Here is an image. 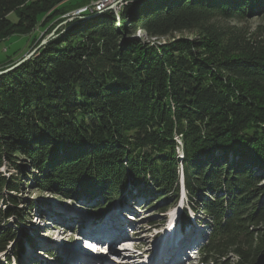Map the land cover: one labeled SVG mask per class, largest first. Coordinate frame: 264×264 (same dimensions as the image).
<instances>
[{
    "label": "trees",
    "instance_id": "obj_1",
    "mask_svg": "<svg viewBox=\"0 0 264 264\" xmlns=\"http://www.w3.org/2000/svg\"><path fill=\"white\" fill-rule=\"evenodd\" d=\"M68 1L0 0V41L49 32ZM131 1L119 16L67 23L0 75V169L24 159L37 173L28 188L84 197L96 219L133 195L164 201L163 214L182 177L187 206L210 228L200 264H264V35L227 24L263 16L264 0ZM138 28L196 38L151 46L131 37ZM17 62L7 57L0 71ZM18 189L0 173V264L24 253L7 224H29L30 212L1 195Z\"/></svg>",
    "mask_w": 264,
    "mask_h": 264
},
{
    "label": "rangeland",
    "instance_id": "obj_2",
    "mask_svg": "<svg viewBox=\"0 0 264 264\" xmlns=\"http://www.w3.org/2000/svg\"><path fill=\"white\" fill-rule=\"evenodd\" d=\"M91 1L92 0H69L68 2L64 3V5H71L72 7H70L69 11L61 17L62 21L56 23L52 30L47 33H45L47 28L42 30H40L39 28H35L31 35L11 36L6 40L0 41V63L3 62L7 57H12L15 61H19L33 50L35 52L29 58L34 56L39 48H41L50 39L57 37L66 29H68L67 23L72 22L70 20L72 14L83 13L82 10L84 9V7L77 9L78 6L91 4ZM8 19L15 22V14H9ZM56 20L57 19L53 20L49 24V26L54 24ZM227 24L235 27H245L250 31H254L256 28H258L259 32L262 31L264 35V15L249 16L246 19L228 20ZM114 25L115 28L119 29L120 19H115ZM174 36L175 39L161 38L155 40L149 38L141 28H138L135 31L134 35H132L131 37L140 39L144 44H149L151 46L165 45L179 38H187L191 40L196 38L195 34H192L188 31L176 33ZM42 41H45V43L40 46V43H42ZM16 164L19 166L18 169H16L14 166H8L7 164H5L0 169V173L9 181L16 180L19 184V189L14 193H7L6 190H2L1 195H3V199L6 200L8 194H11V196L17 203V208H19V210L25 211V214H29L30 212L29 215L31 216V219L29 221V224L23 223L19 224L18 226L15 225L16 223L14 219H10L8 221L7 227H9V229L12 231H16V233H19L16 234V236L21 237L22 240H20V242L22 243L24 251V253L20 256V261L18 263L15 260L13 251V253H11L12 263L71 264L73 258L72 250H76L77 254L80 255L83 254V250L80 249L81 245L87 248V245H83L80 241V239H84L83 236H80L81 238H79L80 234H86V230H88L91 226L93 227L91 228L90 232L93 233L94 231L98 230V227H101L102 225H104V223L106 224L107 221L110 222V225H107L108 227H112V229L116 227L113 218L108 217L115 213V211L119 208L118 204L120 203L115 202L113 207L110 208L109 213L103 216L102 220L100 219V221L94 217L95 213H93V208H89L90 203L84 197L75 200H61L60 198L46 192L28 188L29 182L27 180L30 179L29 176H36L37 173L29 169V165L24 159L16 161ZM27 171H29L30 173H27ZM131 197L137 198L132 201V199H130ZM130 198H127L125 200L124 205L126 206H124L123 208V213H127L128 217H123L122 211H119V219L121 224H123L124 218H127L126 224H128L129 227L123 233V237L129 242L123 243L122 241L125 240H121L122 243H120L118 242V240L117 242L112 243L111 239L104 240L98 236L100 239L105 241L107 245H104L103 248H101L100 243V248L102 249V251L98 254V256L90 257L89 259L94 260V262L96 261V264H119L121 262L120 260L122 258L126 259L128 255H138V258L134 259V261H136V264H143V262H146L155 253L154 250L160 246L159 243L161 241L164 242V240L166 239L165 245H163V253H159L160 250H158L157 255L155 254V256H159L158 258L161 260H159L157 264H164L166 262H169V260L177 250V247L179 246H181V248L183 247V249L181 250V255L185 260V262L181 263L200 264L199 257L197 259H194L193 251H189L185 255L186 243L190 236V233L187 232V230H191V232H193L194 239L196 233L200 234L202 232V241L206 243L210 228H208L206 224H202L204 222H200V220H197V218H200L202 213L199 206H197L198 209L194 210L196 216H194V218L196 220L188 216L190 218V222L187 223L184 220V225L181 223V204L182 206H184V208L187 207L190 209H194L193 207L195 206H187L186 201L188 197L184 188H182L181 186L180 180L178 201L176 203H170L171 205H168L170 207L166 210V213L162 214L159 211L162 206L166 205L164 201H160L158 203L150 202V204H147L139 196L133 195L130 196ZM180 200L182 201L180 202ZM3 203L4 201L2 203L0 201V208L2 209L4 208ZM9 205L13 204L9 203ZM184 208L182 209V212L184 211ZM187 214L190 215L189 209L187 211ZM27 216L26 220L28 219ZM195 221L196 223H198V225L200 224V226H198ZM203 221L207 223L206 218H203ZM22 234L28 235L31 238V241H26L22 237ZM106 234L108 233L106 232L105 235ZM164 234L167 235L162 238L158 237ZM157 237L160 239H156ZM196 241L197 239L195 240V242ZM173 243L174 246L171 247ZM111 244L112 247H110ZM35 249L42 251L49 250L51 252V256H48L47 254H45V252L43 253L40 251L35 254ZM85 251L90 252L86 249ZM165 253L166 255L161 258L160 256ZM83 258V255L78 257L76 264H84L85 262H81ZM226 262H228L227 264H233L234 260L232 257H229L226 261H220L218 264H226ZM131 263L132 262H130L129 259V262L127 264ZM151 264H155V261Z\"/></svg>",
    "mask_w": 264,
    "mask_h": 264
},
{
    "label": "bare ground",
    "instance_id": "obj_3",
    "mask_svg": "<svg viewBox=\"0 0 264 264\" xmlns=\"http://www.w3.org/2000/svg\"><path fill=\"white\" fill-rule=\"evenodd\" d=\"M123 7L124 6H122L119 10H118V12L117 13H115V15L116 16H119V13L122 11V9H123ZM83 12H84V9L82 10ZM104 12H109V9H100V12H98V13H96V14H99V13H104ZM110 13H112V12H110ZM124 206H126V205H124ZM124 206H120L116 211H115V213L113 214V215H110L108 218H113V221H114V223H115V228H113L112 229V227H108L107 226V228L109 229V233H111V234H113V236L111 235L110 236V239H111V241H112V243L113 242H117L118 240H125L124 239V237H123V234H122V229H121V226H120V229H119V225L121 224V222H120V219H119V211L121 210L122 211V213L124 212L123 211V208H124ZM123 215H124V213H123ZM126 217V216H125ZM110 222H106V225H110L109 224ZM105 224V223H104ZM112 226V225H111ZM93 226H91L87 231H86V234L87 235H89L90 234V236H98V235H100L101 233H103L104 232V230H103V227L101 226V227H98L97 229L98 230H96V231H94L93 233H91L90 232V230H91V228H92ZM121 230V231H120ZM187 232H189L190 233V236H189V239L187 240V243H186V247H189V246H191V245H193L194 244V236H193V232H191V230L189 231V230H187ZM179 235V234H178ZM196 237V236H195ZM79 238H81L80 236H79ZM83 238L84 239H81V240H86V236H83ZM166 240V239H165ZM88 241V240H87ZM123 243H128L129 241H127V240H125V241H122ZM175 242V241H174ZM87 245V248H85V247H83L82 248V250H83V254L84 253H86V254H88V253H90V252H92V250L90 249V247H89V245L88 244H86ZM105 244H101V248H103V246H104ZM110 247H112V244H111V246ZM96 248L97 249H99V250H102L101 248H100V243H98L97 245H96ZM85 249L87 250V251H90V252H86L85 251ZM90 249V250H89ZM183 249V247L181 248V246H179V247H177V250L175 251V253H174V255L171 257V259L169 260V262H166V263H164V264H173L177 259H178V257L181 255V250ZM187 249V248H186ZM158 251V250H157ZM83 254H77V252H76V250H72V256H73V258H72V261H71V264H76V262H77V258L78 257H80L81 255H83ZM156 255H157V253H156ZM159 257V256H158ZM158 257H156V256H154V257H152V262H154V261H159L160 259L158 258ZM75 259V260H74ZM129 259H131V256H127V258L126 259H124V258H122L120 261V263L119 264H121V263H123V264H127L128 262H129ZM168 259V258H167ZM161 261V260H160ZM81 262H85L84 264H96L97 262L95 261L94 262V260H91V259H87L86 257L85 258H83L82 259V261ZM177 263H181L179 260H177L176 261ZM160 264V263H159Z\"/></svg>",
    "mask_w": 264,
    "mask_h": 264
},
{
    "label": "built area",
    "instance_id": "obj_4",
    "mask_svg": "<svg viewBox=\"0 0 264 264\" xmlns=\"http://www.w3.org/2000/svg\"><path fill=\"white\" fill-rule=\"evenodd\" d=\"M129 0H93L90 5L84 7V12L81 14H72L71 16L80 17L87 12H100V9H109V12L113 14L117 13L118 10L125 6Z\"/></svg>",
    "mask_w": 264,
    "mask_h": 264
},
{
    "label": "water",
    "instance_id": "obj_5",
    "mask_svg": "<svg viewBox=\"0 0 264 264\" xmlns=\"http://www.w3.org/2000/svg\"><path fill=\"white\" fill-rule=\"evenodd\" d=\"M93 1V0H92ZM91 1V2H92ZM132 1L131 0H129V2L128 3H131ZM127 3V4H128ZM126 4V5H127ZM88 5H90V4H87V5H84L83 7H85V6H88ZM83 7H79V8H77V9H80V8H83ZM76 11V10H75ZM98 15H101V14H96V13H94V12H87V13H85V14H83L82 16H80V17H72L71 16V18H70V20L71 21H73V20H82V21H85V20H89V19H91V18H94V17H97ZM45 43V41H42V43H40V46L41 45H43ZM35 51L33 50L32 52H30V53H28L24 58H22L21 60H19L16 64H14L13 66H11V67H9V68H7V69H5V70H3V71H0V75H2V74H4V73H6V72H9L10 70H12V69H14L15 67H17L20 63H22L23 61H25L26 59H28L31 55H33V53H34Z\"/></svg>",
    "mask_w": 264,
    "mask_h": 264
}]
</instances>
